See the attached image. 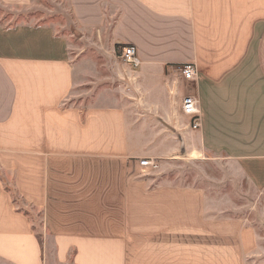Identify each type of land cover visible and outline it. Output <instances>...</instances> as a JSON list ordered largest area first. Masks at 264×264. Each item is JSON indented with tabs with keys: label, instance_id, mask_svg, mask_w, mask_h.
I'll list each match as a JSON object with an SVG mask.
<instances>
[{
	"label": "crops",
	"instance_id": "0c3cea01",
	"mask_svg": "<svg viewBox=\"0 0 264 264\" xmlns=\"http://www.w3.org/2000/svg\"><path fill=\"white\" fill-rule=\"evenodd\" d=\"M61 1L84 37L93 34L117 60V46H134L140 66L133 72L121 62L131 102L71 105L78 76L68 36L47 24L0 26V171L22 202L43 211L56 259L64 263L73 253V264H264V234L243 219L207 215L203 189L135 176L140 156L202 155L239 163L264 194V0ZM183 64L195 66L194 82L177 75ZM139 96L176 138L142 155L133 147L138 119L130 115ZM185 96L199 102L198 129L182 114ZM63 160L124 164L113 232L81 220L82 228L54 230L51 172ZM47 251L0 177V260L44 264Z\"/></svg>",
	"mask_w": 264,
	"mask_h": 264
},
{
	"label": "rangeland",
	"instance_id": "374dc122",
	"mask_svg": "<svg viewBox=\"0 0 264 264\" xmlns=\"http://www.w3.org/2000/svg\"><path fill=\"white\" fill-rule=\"evenodd\" d=\"M16 24H47L70 39L69 52L75 61L78 77L67 103L80 107H113L123 101L131 102L128 96V78L121 61L116 58V51L112 53L100 42L96 45L93 34L84 37L69 14L65 2L0 0V26L7 28ZM145 99L139 96L136 107L139 108L138 112L130 113L138 119L135 129L137 138L133 147L139 154L163 144L169 146L171 138L176 140L174 133L155 119L159 114L146 110ZM140 157L137 158L139 162L135 168L136 177L147 179L151 185L171 184L203 189L206 194L207 215L240 218L257 227L261 235L264 234L263 191L254 183L256 178L250 179L239 163L218 158L205 159L202 155L180 158L175 154L172 156L174 159L156 156L153 160ZM143 160L152 161L153 165L141 166L140 162ZM124 172V164L117 160L58 161L51 172L49 190V213L54 230L65 231L70 228L73 231L72 229L82 228L80 220L91 221L89 229L93 230L102 228L113 232L117 229L114 222L120 221ZM252 172L258 173L255 168H252ZM15 207L29 217L35 235L42 246L48 249L44 264H73V253L64 263L56 259L52 234L49 235L46 230L42 210L28 206L18 199ZM99 220H106V223H98ZM0 264L8 263L0 260Z\"/></svg>",
	"mask_w": 264,
	"mask_h": 264
},
{
	"label": "built area",
	"instance_id": "2783aa9c",
	"mask_svg": "<svg viewBox=\"0 0 264 264\" xmlns=\"http://www.w3.org/2000/svg\"><path fill=\"white\" fill-rule=\"evenodd\" d=\"M120 61L126 65L131 71L136 72L140 66L137 57V50L132 45L123 46L118 54ZM179 77L187 82H194L196 80L197 71L193 64H183L175 68ZM199 102L194 96H185L181 101V111L184 116L191 118V128L198 129L200 126L199 118ZM141 166H152L153 162L143 160L140 162Z\"/></svg>",
	"mask_w": 264,
	"mask_h": 264
},
{
	"label": "trees",
	"instance_id": "16d2710c",
	"mask_svg": "<svg viewBox=\"0 0 264 264\" xmlns=\"http://www.w3.org/2000/svg\"><path fill=\"white\" fill-rule=\"evenodd\" d=\"M116 49H117V51L119 52V50H120V46H117ZM0 177H1V179L3 180V183H4V185H5V189L11 194V198H12L13 204L16 205V200H17V199H18V201H19V200L21 201L19 195L15 192V190H13L10 186H8V185L6 184V182L4 181V179H3V177H2L1 171H0Z\"/></svg>",
	"mask_w": 264,
	"mask_h": 264
}]
</instances>
